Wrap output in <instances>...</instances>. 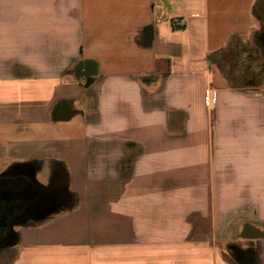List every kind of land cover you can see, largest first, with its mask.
Wrapping results in <instances>:
<instances>
[{
    "label": "crops",
    "instance_id": "crops-1",
    "mask_svg": "<svg viewBox=\"0 0 264 264\" xmlns=\"http://www.w3.org/2000/svg\"><path fill=\"white\" fill-rule=\"evenodd\" d=\"M257 2L0 0V158L56 175L0 264H264Z\"/></svg>",
    "mask_w": 264,
    "mask_h": 264
},
{
    "label": "flooded vegetation",
    "instance_id": "flooded-vegetation-1",
    "mask_svg": "<svg viewBox=\"0 0 264 264\" xmlns=\"http://www.w3.org/2000/svg\"><path fill=\"white\" fill-rule=\"evenodd\" d=\"M56 186L63 190L62 179ZM54 190L51 185L42 187L34 181L26 166L0 175V251L14 236L12 226L15 223L32 220L40 203L45 210L52 205L56 198Z\"/></svg>",
    "mask_w": 264,
    "mask_h": 264
},
{
    "label": "rangeland",
    "instance_id": "rangeland-1",
    "mask_svg": "<svg viewBox=\"0 0 264 264\" xmlns=\"http://www.w3.org/2000/svg\"><path fill=\"white\" fill-rule=\"evenodd\" d=\"M254 14L259 23L258 30L256 32V37L258 38L260 37V35H262V33H264V0H258L255 6ZM257 38L256 40L254 39V41L251 43V45L253 44L251 47L247 48L243 45L242 48L244 49V51L242 52V54L240 53L237 54L239 55L240 58L241 56H244L247 59L244 60L243 62V64H245L246 69L247 68L250 69L253 66V68L250 69L251 72L261 73L264 70V52L262 48L258 45L259 41L257 40ZM222 71L227 73L230 71V68L229 67L226 68L225 66H223ZM19 166H26L27 168H29L32 179L42 187H47L49 182H51L52 179L56 178L55 173L54 175H52L54 176L52 178L48 175V172H46L45 175L40 174L37 171L35 165L31 162L23 163V162L10 161L8 159H1V158H0V175ZM53 213H54V209L52 211L45 210L40 203L39 206H37L36 213L33 216L34 218H30V219L41 220L51 216ZM21 225L22 223L19 224L15 223L12 226V231L14 232V234H16V230Z\"/></svg>",
    "mask_w": 264,
    "mask_h": 264
},
{
    "label": "built area",
    "instance_id": "built-area-1",
    "mask_svg": "<svg viewBox=\"0 0 264 264\" xmlns=\"http://www.w3.org/2000/svg\"><path fill=\"white\" fill-rule=\"evenodd\" d=\"M214 102V91H211L209 97L205 100L207 106L212 105Z\"/></svg>",
    "mask_w": 264,
    "mask_h": 264
}]
</instances>
